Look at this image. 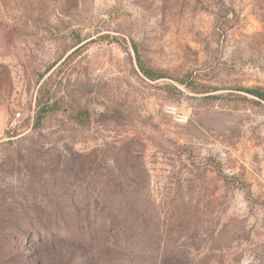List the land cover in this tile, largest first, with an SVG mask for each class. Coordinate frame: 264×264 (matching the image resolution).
Segmentation results:
<instances>
[{
    "label": "rangeland",
    "instance_id": "374dc122",
    "mask_svg": "<svg viewBox=\"0 0 264 264\" xmlns=\"http://www.w3.org/2000/svg\"><path fill=\"white\" fill-rule=\"evenodd\" d=\"M254 89L264 0H0V264H264Z\"/></svg>",
    "mask_w": 264,
    "mask_h": 264
},
{
    "label": "trees",
    "instance_id": "16d2710c",
    "mask_svg": "<svg viewBox=\"0 0 264 264\" xmlns=\"http://www.w3.org/2000/svg\"><path fill=\"white\" fill-rule=\"evenodd\" d=\"M133 47H134V51L136 52V59H137V65H138V68H139V70L142 72V74H144L147 78H149V79H154L155 77H156V75L151 71V70H149L148 68H146L145 66H144V64L141 62V60H140V57H139V55L137 54V50H136V45L135 44H133ZM247 91H249V93H251V94H253V95H255V96H257V97H259V98H261V99H264V91H260V90H247ZM46 107H40L39 109H38V111L36 112V116H35V118H36V122L37 123H39L40 122V120L42 119V117H43V114L46 112ZM126 207H123V206H119V208H118V210H114V211H116V212H111V211H113V208H110V207H108V208H102V212L103 213H105L106 212V214L108 215V219H106L107 220V223H108V226L107 227H109L110 228V231L111 232H118V230H119V228L121 227V224H119L118 222H117V220H113V219H111L110 217L111 216H114L113 214H117L118 215V213H119V215L118 216H121V214L123 213V211H124V209H125ZM103 213H102V215H103ZM112 213V214H111ZM98 217H100V216H98ZM97 220H95V226H93V227H96L97 226ZM121 223V222H120ZM72 226L74 225V224H71ZM88 225H89V223L88 222H84V223H81V220H80V222L77 224V226H73L71 229H70V231L68 232V234L66 235L67 237L64 239V240H68V241H71V242H73V241H75V240H77L76 239V236H77V234H78V232H79V234L78 235H83V233H85V231L86 230H88ZM75 228H77V230H75ZM96 229H100V230H102V229H104L102 226L100 227V228H96ZM77 233V234H76ZM91 240L93 241V242H95L96 241V239H93V238H91ZM125 245H124V242H119V241H117V240H114L113 242H111L110 243V262L113 264V263H116L117 261H119L121 258L122 259H124L123 257L125 256V255H123L122 256V254L120 253V254H117V252H119V251H122V249H124L125 247H124ZM125 262H127V264H132V263H134V264H142L144 261H142V260H136L135 262H132L133 261V259H131V258H126V260H124ZM175 261V258H172L171 259V262H174Z\"/></svg>",
    "mask_w": 264,
    "mask_h": 264
},
{
    "label": "built area",
    "instance_id": "2783aa9c",
    "mask_svg": "<svg viewBox=\"0 0 264 264\" xmlns=\"http://www.w3.org/2000/svg\"><path fill=\"white\" fill-rule=\"evenodd\" d=\"M21 117V113L20 112H16L14 119H19Z\"/></svg>",
    "mask_w": 264,
    "mask_h": 264
}]
</instances>
